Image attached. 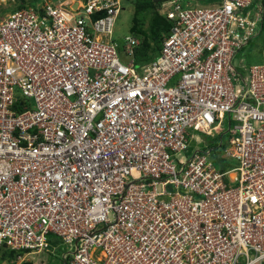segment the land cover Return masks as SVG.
Segmentation results:
<instances>
[{"label":"built area","instance_id":"1","mask_svg":"<svg viewBox=\"0 0 264 264\" xmlns=\"http://www.w3.org/2000/svg\"><path fill=\"white\" fill-rule=\"evenodd\" d=\"M256 1H165L170 32L139 74L113 38L122 0H0V249L264 264V64H234ZM198 133L220 138L214 159L187 155Z\"/></svg>","mask_w":264,"mask_h":264},{"label":"rangeland","instance_id":"2","mask_svg":"<svg viewBox=\"0 0 264 264\" xmlns=\"http://www.w3.org/2000/svg\"><path fill=\"white\" fill-rule=\"evenodd\" d=\"M29 1V0H26ZM36 3L41 4L42 0H35ZM65 1V0H54ZM70 1V0H69ZM142 0H122V11L117 19L113 38L118 42V50L120 61L124 64H128L131 60L136 61L137 72L140 74L143 71V68L147 66L150 60H146L141 57L139 53L136 52L135 56H127L122 49V41L128 35H135L140 40L144 38H150L151 30H153V10H146L139 12L136 8V4ZM186 2L192 1V3H199L197 7L205 8L200 0H185ZM33 4V3H32ZM27 5V6H31ZM262 3L261 0H257L254 5L253 10L256 11L260 7ZM163 17V16H162ZM164 18V17H163ZM165 19V18H164ZM138 25V26H136ZM136 27V28H135ZM141 27V28H140ZM135 28V32L132 30ZM260 34L256 35L252 38L250 43L237 55L234 60V64L236 67H240L242 64H245L247 67H251L252 65L264 64V16H263V28L258 29ZM200 139H202L201 145H196L194 143L191 144L190 152L187 155L192 154L197 149H211L212 151V159H214L215 154L218 150H215V147L220 146V138L217 137H209L204 134L198 133ZM227 138L224 139L226 141ZM220 149V148H219ZM215 166L218 169L225 167L224 162L222 161H214ZM234 165V163H232ZM51 245H57L58 242L51 240ZM68 246L66 244L59 245L56 249H52L50 252L41 253L39 255L32 256L31 259L36 258L37 264H68V261L64 260V252L68 253ZM0 264H16L17 263V254L16 252H12L8 249L0 250ZM35 263V259L33 260Z\"/></svg>","mask_w":264,"mask_h":264},{"label":"trees","instance_id":"3","mask_svg":"<svg viewBox=\"0 0 264 264\" xmlns=\"http://www.w3.org/2000/svg\"><path fill=\"white\" fill-rule=\"evenodd\" d=\"M167 0H142L136 4V8L139 12L153 10V30H151L150 38H144L141 40V47L138 48L137 53L146 60H152L160 54L162 41L165 35L170 32V24L162 15L158 12V7ZM203 5L209 4L210 2L219 1V0H200ZM33 3V4H32ZM35 0H21V5L17 7H12V11H15L19 8L26 7L27 5H35ZM262 3V25L263 28V16H264V0H261ZM138 26V25H136ZM136 28V27H135ZM135 28L132 30L135 32ZM141 28V27H140ZM260 33V32H259ZM133 35V34H132ZM135 36V35H134ZM30 264V263H27Z\"/></svg>","mask_w":264,"mask_h":264},{"label":"clouds","instance_id":"4","mask_svg":"<svg viewBox=\"0 0 264 264\" xmlns=\"http://www.w3.org/2000/svg\"><path fill=\"white\" fill-rule=\"evenodd\" d=\"M59 244H60V243L58 242V244H57V245H54V247L57 248ZM54 247H51V250L54 249ZM2 249H3V248H2ZM0 250H1V249H0ZM51 250H50V251H51ZM50 251H49V252H50ZM12 252H15V251H12ZM16 253H18V254H17V260H16L17 263H16V264H19V260H18L19 257H24V254H25V253H19V252H16ZM42 253H45V252H42ZM39 254H41V253H39ZM39 254H37V255H39ZM64 254H65V252H64ZM34 255H36V254L34 253V254H32V255L27 256L26 258H24V261H23L22 263H20V264H27V263H30V264H37V260H36V258H34V259H35V263H33V260H34V259H31L32 256H34Z\"/></svg>","mask_w":264,"mask_h":264},{"label":"crops","instance_id":"5","mask_svg":"<svg viewBox=\"0 0 264 264\" xmlns=\"http://www.w3.org/2000/svg\"><path fill=\"white\" fill-rule=\"evenodd\" d=\"M53 241H55V242H58V240H57V239H55V238L53 239ZM0 257H1V254H0Z\"/></svg>","mask_w":264,"mask_h":264}]
</instances>
